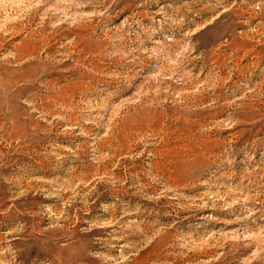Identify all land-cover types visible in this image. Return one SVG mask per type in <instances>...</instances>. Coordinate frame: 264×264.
<instances>
[{"label": "rangeland", "instance_id": "rangeland-1", "mask_svg": "<svg viewBox=\"0 0 264 264\" xmlns=\"http://www.w3.org/2000/svg\"><path fill=\"white\" fill-rule=\"evenodd\" d=\"M0 264H264V0H0Z\"/></svg>", "mask_w": 264, "mask_h": 264}]
</instances>
